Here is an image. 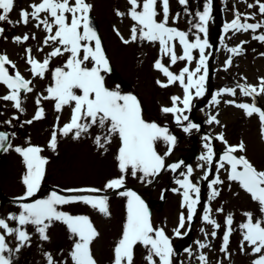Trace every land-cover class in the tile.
<instances>
[{
	"label": "rangeland",
	"instance_id": "obj_1",
	"mask_svg": "<svg viewBox=\"0 0 264 264\" xmlns=\"http://www.w3.org/2000/svg\"><path fill=\"white\" fill-rule=\"evenodd\" d=\"M40 2L41 0H15L14 8L9 13V20L19 21L21 9L31 12L30 5ZM87 2L93 5L90 14L94 16L99 25L102 45L112 69L110 72L102 73L105 76V85L110 89L118 86L123 93L136 95L146 121L155 122L161 126L167 125L169 132L176 136L177 142L171 154L165 157V164L169 165L179 161H183V164L175 172L167 168L156 177H149L151 183L141 181L138 178L139 173L137 177L126 175L124 187L117 190L107 189L105 193H102L108 196L110 215L106 216L83 202L58 206V210L73 216L90 218L99 233L91 245L92 255L97 264H114V249L122 236L127 220L128 197L118 193L127 190L136 192L147 206L151 205L150 219L153 227L163 228L171 241L172 264H202L199 260L202 253L207 256L208 264H253L258 254H252L247 242L243 243V251L241 250L243 230L239 225L246 222L244 213L251 212L254 222L264 215L260 212L258 202L241 188L239 182L228 179V165L219 169V177L223 183L215 185L220 193L215 198L211 196L210 182L216 177L219 161L227 147L238 145L241 141L245 145V150L238 151L235 155L246 156L258 170H264V136L261 133L258 114L247 116L244 109L226 103V101L235 100L237 103L251 104L252 97L242 95L240 89L237 88L235 96L223 93L217 97L220 100L219 104L213 102L215 94L225 87L233 88L237 84L258 85L259 79L264 77V41L253 39L254 36L264 34V27L255 31L229 29L227 32L224 27L226 23H230L235 18L236 12L242 14V23L245 22V15L253 17L247 20V23L264 22V14L259 12L256 0H212L211 17L207 24V39L210 47L206 49V55L210 54L208 65L213 64L214 73L211 79L208 77L205 82L204 95L201 97L194 95L191 111L184 113L189 116V121L192 123H194L193 116L206 120L204 131L208 130L217 135L223 133L227 144L221 140L216 142L223 153L218 152L217 146L211 140H205L207 136H204L203 130L193 129L191 132H185L183 127L189 121L177 124L174 114L162 111L164 107L172 106L173 96L183 98V88L178 82L167 87H162L157 83V81L167 83V77L154 66L162 55L158 42L146 40H137L127 44L123 42L130 38V29L135 23L127 14L131 7L128 0H87ZM260 2L264 3V0ZM205 3L206 0H188L186 5H181L179 0H169L168 26L189 32V40H194L193 33L196 29L192 28V24L198 21L195 13L203 11ZM249 5L254 6L249 7ZM117 10L125 15H117ZM157 11H161L159 0ZM40 15L44 18L46 14L41 13ZM161 19L162 13L157 16V20ZM37 23L38 21L31 17L27 24L0 22V27L4 28L3 34L0 35V55L6 54L25 79L32 81L30 87L33 88L32 92H21L24 112L17 110L13 106V101L0 99V129L15 133V136L11 138L13 148L3 151L0 156V218L5 219L10 214L18 215L23 210L22 204L47 198L54 191L62 195H82L86 193H70L65 190L104 189L109 180L122 175L117 160L120 147L118 136H113L112 142L105 148L98 147L94 142V137L104 131L96 126L82 133L79 139L74 138V132L63 136L59 128L70 121L74 105L65 106L59 112L55 109V101L51 99L41 98L40 104L37 105V98L47 96V88L54 84V69L63 66L68 55L65 53L52 57L49 69L43 78L31 74L26 49L30 48L31 55L42 62L55 47L59 46L52 42L48 45L43 43L48 33L43 25L36 27ZM25 34L29 36L27 41H15L14 37H23ZM200 35L203 39L204 34ZM33 36L35 38H32ZM215 42H217V48L214 50L213 43ZM241 42L245 43L239 54L229 51L230 48L241 45ZM174 43L177 55L182 54V46L179 45L178 40ZM193 55L196 59L190 65L187 61L179 60L175 65H170L168 56H163V63L170 68V71L178 74L185 66L190 69L196 67L198 50H194ZM229 58L232 61L231 66H226ZM6 67H9L10 73H14V69L8 65ZM210 87L215 90L211 96ZM9 91L6 85L0 83V97L8 94ZM194 92L193 89V94ZM256 105L264 108V94L256 98ZM179 106L183 107L182 104ZM38 107H43L44 116L39 120H34L33 117ZM213 115L217 116L219 124L207 122ZM58 117L59 120H57ZM8 120H11V125L4 123ZM29 120H32V123H27ZM54 130L57 131V147L52 150L49 142ZM207 142L212 144L214 150L211 165L200 159L207 152L204 147ZM29 145L42 148L40 155L46 157L48 163L45 166V174L39 191L35 196L25 200L19 198L23 197L26 192V186L23 183L26 166L22 156L14 148ZM168 147L163 140L156 141L155 148L159 154L164 155ZM197 152L198 156H196ZM187 166L193 169L190 177L192 182L200 187V203L197 205L194 216L196 222L193 225L192 244L189 249L178 255L175 243L180 240L191 223L187 221V208L182 206L183 189L176 183L177 179L184 178L181 173L187 171ZM209 169L211 174L208 175V179H203ZM178 187L180 191H174ZM193 198H195L194 194ZM209 205L212 209V218L221 225L219 229H215L213 225L203 220V214ZM219 208H223V212H217ZM182 213L186 218L185 227L180 229L181 235L176 236L175 230L179 226ZM229 214L233 216V230L229 237L227 253H225L221 249L223 236L227 230L225 221ZM8 223L11 227H20L17 221L8 220ZM24 228L29 233L30 240L25 243V246L20 247L18 252L11 254L12 264H48L45 253H50L57 264H74L70 253L78 238L73 236L65 223L54 221L47 229L48 240L41 239L36 226L29 224ZM0 231L3 230L0 229ZM213 231L217 233L215 237L211 235ZM6 242L10 248H16L20 243L14 235L6 236ZM197 242L206 243L209 246L201 249ZM148 254L149 248L138 243L133 249L132 264H149L146 258ZM5 255L9 253L6 252ZM154 259L157 264H160L158 257Z\"/></svg>",
	"mask_w": 264,
	"mask_h": 264
},
{
	"label": "snow or ice",
	"instance_id": "obj_2",
	"mask_svg": "<svg viewBox=\"0 0 264 264\" xmlns=\"http://www.w3.org/2000/svg\"><path fill=\"white\" fill-rule=\"evenodd\" d=\"M131 5L128 15L135 22L130 29V38L121 39L125 44L135 42L137 40H146L149 42H158L160 45L161 58L155 62V68L167 77V83L157 81L162 87L179 83L183 88V98L180 96L172 97V106L164 107V113H172L175 116L177 124L183 121H189V116L184 115L186 111H191L192 100L194 95L201 97L205 93V82L209 77L208 59L206 49L210 47L207 39V24L211 17L212 0H206L203 11H198L195 16L198 21L192 24V28L196 29L193 33L194 40H189V32L181 31L175 27L168 26L169 18V0H159L161 11H157L158 0H128ZM188 0H179L181 5H186ZM15 0H0V22L23 23L29 22V17L38 21L36 27L44 26L48 35L43 43L48 45L49 42L58 44L51 53H49L43 61L35 59L31 52L26 49L27 63L31 65V74L43 78L49 69L52 57L64 55L67 53V59L63 66L56 67L53 72L54 84L47 88V96L38 97L37 105L40 104L41 98L44 100H54L56 111H62L65 106L74 105L72 108L71 119L68 123L59 128V132L63 136L74 132V138L79 139L82 133L88 132L93 126L103 131L94 137V142L100 148H105L107 144L112 142L113 136H118L120 147L118 150V168L122 173L121 176L109 180L104 189L98 188H81L67 189L70 193H86L82 195H62L58 192H52L47 198L36 199L30 203L21 205L22 211L17 214H10L7 219L0 218V264H12L13 252H18L20 247L30 240L29 233L24 226L34 225L36 231L39 232L41 239L48 240L47 229L51 227L54 221L65 223L73 236L78 239L74 242L73 250L70 255L74 264H97L92 255V242L98 237L99 233L94 227L88 216H73L64 211L58 210V206L70 204L74 202H83L97 209L104 215H110L108 208V196L105 193L107 189L117 190L124 187L125 176L131 175L137 177L141 181L151 183L149 177H156L166 168L175 172L180 169L183 161L165 164V157L171 154L173 147L177 142L176 136L169 132L167 125L161 126L155 122H148L143 118L142 109L139 99L132 93H123L119 87L109 88L105 85V76L102 73L110 72L111 66L105 50L102 45L101 37L92 25L91 10L93 5L87 0H41L38 4H31L32 9L29 12L21 9L20 20L12 22L9 20V13L14 8ZM259 6V12L264 14V3L256 0ZM254 5H249L253 7ZM41 13H45L41 18ZM162 19L157 20V16L161 15ZM117 15L124 16L125 13L117 10ZM241 13L236 12L235 18L225 24V31L233 29L236 31H248L264 27V22L247 23V20L253 17L245 15L244 21L241 22ZM178 18V16H177ZM55 32L53 33V29ZM191 31V30H190ZM4 32V28L0 27V35ZM201 33L204 38L201 39ZM119 35V31L117 30ZM32 38H35L34 36ZM16 42H23L29 39L28 34L23 37H14ZM253 39L264 41V34L254 36ZM182 46V54L176 53V42ZM230 48L233 54H239L242 51V45ZM198 50V61L194 69L188 66L183 67L178 74L170 71L168 66L163 63V56L170 58V65H175L177 61H187L190 65L196 59L193 51ZM42 51V49H41ZM231 58L226 61V66H231ZM10 66L14 69V73L9 72ZM0 83H3L10 90L8 94L3 95L0 99L13 101L14 107L20 112H24L22 107L21 92H32L33 88L31 80L25 77L16 69V65L6 54L0 55ZM239 88L242 95L252 97L253 102L237 103L235 100L226 101L236 107L245 110L247 116L258 114L261 122V133L264 136V108L256 105V98L264 94V77L259 79L258 85L237 84L236 87H225L218 91L213 97V102L219 104L217 97L223 93L232 96L236 95V89ZM193 89L195 90L193 94ZM182 104L183 107L179 105ZM44 116L43 107H38L34 120H39ZM18 119V117H14ZM59 120V117L57 118ZM208 123L220 121L217 116L213 115L207 121ZM4 123L11 125V120ZM32 123V120L27 121ZM200 125L188 122L183 127L185 132H191L193 129L199 130ZM15 133L0 131V150L7 151L13 148L11 138ZM213 137H205L206 141H210ZM224 140L223 133L218 137ZM163 140L168 144V150L164 155L156 151V141ZM49 147L55 150L57 147V131L52 133ZM207 149L205 155L200 159L211 165L214 156V150L210 142L205 143ZM14 150L23 158L26 166V173L23 176V183L26 186V192L19 199H28L36 195L41 187V182L45 174V166L48 163L46 157H42L40 153L43 151L39 146L29 145L28 147L16 146ZM245 145L241 141L238 145H229L219 161L217 174L215 179L211 180L212 188L211 196H218L219 190L215 187L222 184L223 181L219 177V169L228 165V179L230 181L239 182L241 188L249 193L252 199L258 202L260 212L264 214V170H258L246 156L235 155L238 151H244ZM203 167V165H199ZM193 169L187 166V171L181 173L183 179H177L176 183L183 189V207L188 210L187 221H191L196 214L197 205L200 203V187L193 183L191 176ZM211 170L205 174L203 179H208ZM180 191V189H174ZM95 194V195H93ZM121 196L128 197L127 200V220L123 229L121 238L114 249V264H132L134 246L143 244L149 248V254L146 257L149 264H157L154 257L159 258L160 264H172L173 248L169 237L165 234L163 228H154L150 219L148 206L136 192L127 190L118 193ZM193 194L194 197L193 198ZM217 212H223V208L217 209ZM212 209L210 205L203 214V220L213 225L215 229H219L221 225L212 218ZM246 222L239 225L243 230V239L241 242V250L243 251V243L247 242L251 247V252L257 255L253 264H264V215L253 221L251 212L244 213ZM185 216L182 213L178 228L175 235L180 236V229L185 227ZM8 220L17 221L20 227H11ZM227 230L223 236L222 251L227 253L229 237L232 232L233 216L229 214L225 221ZM216 231L211 235L216 236ZM15 236L20 242L16 248H10L6 242V236ZM207 235V234H206ZM201 249L208 247L206 243H200ZM190 251V250H189ZM9 255H5V253ZM48 264H57L50 253H45ZM202 264H208V258L205 254L199 256Z\"/></svg>",
	"mask_w": 264,
	"mask_h": 264
},
{
	"label": "water",
	"instance_id": "obj_3",
	"mask_svg": "<svg viewBox=\"0 0 264 264\" xmlns=\"http://www.w3.org/2000/svg\"><path fill=\"white\" fill-rule=\"evenodd\" d=\"M91 18H92V25H93V27H95L96 30H97L98 33H99V29H98V25H97L96 21L94 20L93 17H91ZM214 46H215V45H214ZM212 73H213V69L210 67V75H211ZM211 92H212V91H211ZM196 123L200 125V128H201V129L204 128V126H205V121H203V120H196ZM208 135H209L210 137H213L212 140H216V139H218V136H217V135H212V134H210V133H208ZM2 151H3V150H0V154H1ZM192 235H193V232H192V225H191L190 228H189V230H188V232H187V234H186V235L181 239V241L178 242L177 245H176V248H177V250H178L179 252H181V251L187 249V248L190 246L191 241H192Z\"/></svg>",
	"mask_w": 264,
	"mask_h": 264
},
{
	"label": "bare ground",
	"instance_id": "obj_4",
	"mask_svg": "<svg viewBox=\"0 0 264 264\" xmlns=\"http://www.w3.org/2000/svg\"><path fill=\"white\" fill-rule=\"evenodd\" d=\"M166 66V65H165ZM172 164V163H171ZM167 169V168H166ZM178 189H179V187H178Z\"/></svg>",
	"mask_w": 264,
	"mask_h": 264
}]
</instances>
